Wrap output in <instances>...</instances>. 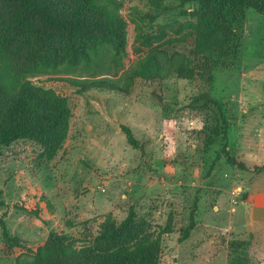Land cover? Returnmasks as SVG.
<instances>
[{"label":"rangeland","instance_id":"374dc122","mask_svg":"<svg viewBox=\"0 0 264 264\" xmlns=\"http://www.w3.org/2000/svg\"><path fill=\"white\" fill-rule=\"evenodd\" d=\"M106 1L119 8L127 25V55L119 65L105 47L90 68L41 70L28 77L68 99L69 127L51 161L22 142L0 147V217L8 210L7 229L24 248L36 250L52 231L81 240L96 234L105 218L120 223L132 210L147 232L160 237L158 264H228L233 240L246 243L239 264H264V228L243 226V218L264 212V171H240L224 159L210 171L222 142L204 151L203 140L217 111L188 108L191 96L207 91L222 104L229 122L230 154L250 169L264 164V16L246 11L239 58L215 71L209 86L175 77L161 85L134 79L126 94H78L53 78H104L125 88L126 71L140 57L133 51L137 28H150L139 14L159 13L155 26L183 20L180 11L195 7L181 0ZM153 91L161 103L152 98ZM121 126L131 130L143 151L127 144ZM40 196L53 205L40 219L11 207ZM195 199V227L180 243ZM24 251L6 247L0 231V264H14Z\"/></svg>","mask_w":264,"mask_h":264},{"label":"trees","instance_id":"16d2710c","mask_svg":"<svg viewBox=\"0 0 264 264\" xmlns=\"http://www.w3.org/2000/svg\"><path fill=\"white\" fill-rule=\"evenodd\" d=\"M193 4L182 10L176 20L167 24L153 23L159 13L139 14L150 26H138L133 51L140 55L126 71L128 85L104 79L53 78L66 83L78 94L90 91L126 94L134 79L161 85L170 77L199 81L209 86L214 72L225 70L239 58L240 36L248 9L264 16V0H181ZM119 8L106 0H0V147L22 142L39 151L38 157L53 160L67 136L70 107L68 99L50 88L35 85L29 76L41 70L56 73L60 68L72 71L94 66L100 50L108 47L115 65L126 57V22ZM152 98L161 103L154 91ZM188 108H215L214 125L203 140L204 151L222 142L210 171L220 159L240 171L260 174L264 164L252 169L238 161L228 150L229 122L222 104L207 91L191 96ZM127 144L143 151V145L131 130L121 126ZM1 194V192H0ZM4 202L0 200V206ZM197 199L189 215L188 226L178 241L189 238L195 227ZM40 219L53 205L44 196L34 202L22 201L11 206ZM0 217L1 239L6 247L25 249L14 264H158L161 253L159 235L147 232L130 210L117 223L111 217L99 224L96 234L81 240L50 232L36 250L24 248L23 241L12 235ZM246 243L233 240L228 264H239Z\"/></svg>","mask_w":264,"mask_h":264},{"label":"crops","instance_id":"0c3cea01","mask_svg":"<svg viewBox=\"0 0 264 264\" xmlns=\"http://www.w3.org/2000/svg\"><path fill=\"white\" fill-rule=\"evenodd\" d=\"M243 220L246 222L243 226H254L256 228H264V212L255 214H249V216L243 218ZM242 220V221H243ZM257 224V225H256ZM243 226H240V228H243ZM241 237V235H239ZM260 244H264V240L260 241Z\"/></svg>","mask_w":264,"mask_h":264}]
</instances>
